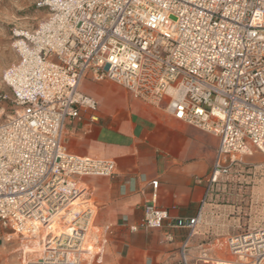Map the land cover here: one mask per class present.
<instances>
[{"label": "built area", "instance_id": "obj_1", "mask_svg": "<svg viewBox=\"0 0 264 264\" xmlns=\"http://www.w3.org/2000/svg\"><path fill=\"white\" fill-rule=\"evenodd\" d=\"M36 6L46 16L34 29L14 31L18 59L2 77L11 93L0 87V101L15 107L0 110V238L18 240L23 264L101 257L98 207L80 178L114 177L116 163L73 155L63 144L65 122L98 109L81 90L88 76L146 103H166L175 118L217 136L209 187L244 156H264V0H36ZM151 184L141 223L131 229L170 223L193 233L199 216L172 219L156 203L159 181ZM226 246L239 264H264V224L238 231Z\"/></svg>", "mask_w": 264, "mask_h": 264}, {"label": "crops", "instance_id": "obj_2", "mask_svg": "<svg viewBox=\"0 0 264 264\" xmlns=\"http://www.w3.org/2000/svg\"><path fill=\"white\" fill-rule=\"evenodd\" d=\"M81 90L98 101V109L68 119L63 144L73 155L116 163L114 177L80 178L97 204L94 235L102 244L101 257L89 264L238 262L226 242L238 233L240 206L222 202L227 195L220 187L223 176L211 187L208 181L218 137L175 118L166 103L158 106L135 99L115 83L88 76ZM245 163L243 157L240 165ZM155 179L156 203L169 210L172 219L199 216L193 233L170 223L131 229L141 223Z\"/></svg>", "mask_w": 264, "mask_h": 264}, {"label": "rangeland", "instance_id": "obj_3", "mask_svg": "<svg viewBox=\"0 0 264 264\" xmlns=\"http://www.w3.org/2000/svg\"><path fill=\"white\" fill-rule=\"evenodd\" d=\"M45 16L46 10L38 9L36 0H0V87L9 94L10 88L2 82V77L4 71L18 59L13 46L14 31L34 29ZM2 108L5 109L4 114H10L15 107L9 101H0V110ZM244 158L246 163L237 165L229 173L222 175L220 183V187L226 188L227 192L222 202L240 206L236 213L239 216L236 231L251 224H264V156L256 152ZM93 244L94 241L88 242V246ZM28 257L36 259L38 255ZM0 258L1 264H23V253L18 240L0 238ZM234 258L237 260L235 256ZM86 263L87 260L83 259L82 264Z\"/></svg>", "mask_w": 264, "mask_h": 264}, {"label": "bare ground", "instance_id": "obj_4", "mask_svg": "<svg viewBox=\"0 0 264 264\" xmlns=\"http://www.w3.org/2000/svg\"><path fill=\"white\" fill-rule=\"evenodd\" d=\"M36 251L35 249L31 250V252ZM66 261L69 262V264H77V259L74 256L67 257ZM48 264H55V261H49ZM231 264H239L238 262H231Z\"/></svg>", "mask_w": 264, "mask_h": 264}]
</instances>
